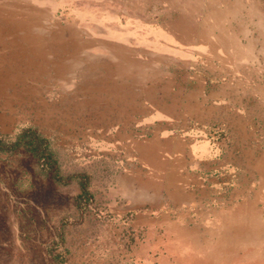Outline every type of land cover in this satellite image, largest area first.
Wrapping results in <instances>:
<instances>
[{"label":"rangeland","instance_id":"1","mask_svg":"<svg viewBox=\"0 0 264 264\" xmlns=\"http://www.w3.org/2000/svg\"><path fill=\"white\" fill-rule=\"evenodd\" d=\"M229 1L0 0V139L33 130L54 161L0 151V264H264L263 119H255L245 164L189 170L213 191L201 208L161 196L164 167L150 170L136 155L156 124L145 117L148 77L200 75L204 93L219 81L199 56L179 68L192 47L177 21L200 20L205 39L204 21ZM234 2L241 20L232 27L250 28L255 51L233 76L259 96L264 0ZM187 127L175 134L206 143L210 160L224 163L225 131L212 133L221 125ZM70 176L85 177V193Z\"/></svg>","mask_w":264,"mask_h":264},{"label":"crops","instance_id":"2","mask_svg":"<svg viewBox=\"0 0 264 264\" xmlns=\"http://www.w3.org/2000/svg\"><path fill=\"white\" fill-rule=\"evenodd\" d=\"M234 1H229L232 6L229 5L231 7L223 15H213L204 21L207 32L205 39L199 34L200 20L185 19L181 22L182 19H179L174 28L181 38L186 40L189 37V48L192 47L189 60L181 62L179 68H184L186 64L195 67L199 56L207 64L209 76H214L215 81L219 78L217 83L209 86L208 91H202L200 75L191 79L189 75L183 74L180 77H148L145 117L147 122L156 124L152 126L148 138L136 145V155L140 161H145L150 170L162 171L164 167L165 174L159 175L160 195L171 197L175 204H195L201 208L202 203L205 205L211 201L213 191L203 185L197 172L189 170L201 169L207 172L225 163L238 167L245 164L250 149L248 140L255 133V119L259 117L264 120V93L258 96L256 93L242 92V83L246 79L233 76V71L239 74L238 69L250 66L248 62H251V55L255 51L254 40L247 37L252 34L253 38L250 28H245L241 22H236L238 26L232 27L233 19L241 20L233 17L236 9L234 5L237 3ZM214 8L212 12H216L217 4H214ZM183 51L188 49L179 54H183ZM206 52L208 56L204 55ZM168 64L161 66L167 67ZM148 65L152 66V61L148 60ZM239 85L240 93L237 89ZM188 120L219 124L224 128L227 140L219 143L226 154L224 163L210 160L215 150L206 143L192 142L189 138L175 134L180 128L186 133L191 131L187 127ZM148 189V195L156 194L150 186Z\"/></svg>","mask_w":264,"mask_h":264},{"label":"trees","instance_id":"3","mask_svg":"<svg viewBox=\"0 0 264 264\" xmlns=\"http://www.w3.org/2000/svg\"><path fill=\"white\" fill-rule=\"evenodd\" d=\"M19 149L29 153L33 158L38 159V161H42L44 165H53L54 161L52 159V153L48 149L47 141L38 135L35 131L26 129L22 133L15 136L12 142L8 144L0 139V151L1 152H15ZM52 178H56V174L52 176ZM72 178H80L81 181L79 183L80 188L82 189V193H85L86 183L84 176H70L65 180L68 181ZM64 181V182H66Z\"/></svg>","mask_w":264,"mask_h":264},{"label":"built area","instance_id":"4","mask_svg":"<svg viewBox=\"0 0 264 264\" xmlns=\"http://www.w3.org/2000/svg\"><path fill=\"white\" fill-rule=\"evenodd\" d=\"M212 133L214 135V138L223 136V130L220 129V128H217V127H215V128L212 129Z\"/></svg>","mask_w":264,"mask_h":264}]
</instances>
